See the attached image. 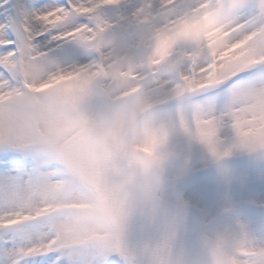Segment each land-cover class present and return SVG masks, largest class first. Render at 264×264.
<instances>
[{
    "label": "snow or ice",
    "instance_id": "1",
    "mask_svg": "<svg viewBox=\"0 0 264 264\" xmlns=\"http://www.w3.org/2000/svg\"><path fill=\"white\" fill-rule=\"evenodd\" d=\"M131 3L0 0V264H107L134 211L154 204L142 176L177 126L217 160L231 152L217 150L225 120L233 147L264 150V0H139L108 39L106 11ZM69 41L92 58L56 62ZM93 96L102 115L83 107ZM172 103L176 123H161ZM210 247L209 264H264V244ZM153 264H170L166 242Z\"/></svg>",
    "mask_w": 264,
    "mask_h": 264
},
{
    "label": "rangeland",
    "instance_id": "2",
    "mask_svg": "<svg viewBox=\"0 0 264 264\" xmlns=\"http://www.w3.org/2000/svg\"><path fill=\"white\" fill-rule=\"evenodd\" d=\"M22 11L39 10L59 0H12ZM139 0L129 5L109 9L105 18L115 26L106 34L108 39L120 38L129 30L127 17L138 6ZM74 53L69 55V53ZM63 66L88 62L92 56L78 43L69 41L50 52ZM104 101L95 96L83 105L92 116L104 111ZM217 114L222 103L217 104ZM178 105L175 103L157 109L161 123L175 124ZM190 114L186 120L190 121ZM237 142L230 122L225 120L217 131V150L231 149L229 155L215 159L208 147L198 139H190L178 126L169 135L164 146L168 158L161 168L157 197L176 206L193 209L200 218V229L212 243L219 238L260 245L264 244V150L250 152L233 147ZM208 170V171H206ZM205 174L182 187V183L196 173ZM107 264H131L122 261L117 253L107 258Z\"/></svg>",
    "mask_w": 264,
    "mask_h": 264
},
{
    "label": "water",
    "instance_id": "3",
    "mask_svg": "<svg viewBox=\"0 0 264 264\" xmlns=\"http://www.w3.org/2000/svg\"><path fill=\"white\" fill-rule=\"evenodd\" d=\"M201 174L192 175L181 185ZM157 193L158 189L153 205L138 207L129 218L118 257L131 264H153L155 252L166 242L170 264H209L211 242L200 229L198 214L161 200Z\"/></svg>",
    "mask_w": 264,
    "mask_h": 264
},
{
    "label": "clouds",
    "instance_id": "4",
    "mask_svg": "<svg viewBox=\"0 0 264 264\" xmlns=\"http://www.w3.org/2000/svg\"><path fill=\"white\" fill-rule=\"evenodd\" d=\"M168 158L167 154L163 156V158H161L158 161L157 166H154L148 170H146L143 173L142 179L145 183L149 184L151 187V192L152 195L155 196V193L158 189L159 186V182H160V172H161V168L164 164V162L166 161V159Z\"/></svg>",
    "mask_w": 264,
    "mask_h": 264
}]
</instances>
